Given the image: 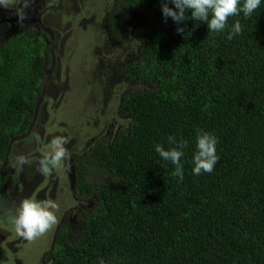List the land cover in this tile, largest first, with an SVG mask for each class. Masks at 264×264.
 <instances>
[{"label": "trees", "instance_id": "trees-1", "mask_svg": "<svg viewBox=\"0 0 264 264\" xmlns=\"http://www.w3.org/2000/svg\"><path fill=\"white\" fill-rule=\"evenodd\" d=\"M117 4L116 14L126 7L143 16L132 29L138 56L123 71L135 92L122 95L117 108L127 125L76 161L73 196L92 206L77 214L75 234L60 225L48 258L264 264V0L251 17H229L217 33L190 12L178 32L160 0ZM236 20L242 32L229 39ZM42 35L27 27L0 41V166L11 138L33 117L45 74ZM197 129L218 141L211 173L192 172ZM170 135L186 143L183 180L155 151L156 144L167 150ZM4 181L0 174V206Z\"/></svg>", "mask_w": 264, "mask_h": 264}, {"label": "rangeland", "instance_id": "rangeland-1", "mask_svg": "<svg viewBox=\"0 0 264 264\" xmlns=\"http://www.w3.org/2000/svg\"><path fill=\"white\" fill-rule=\"evenodd\" d=\"M57 1L42 0L32 8L40 12ZM61 1L64 13L58 15L56 11H48L42 22L52 28L56 37L55 51H58L59 64L55 66V77L59 82L69 81L70 89L66 90L64 84L58 85L54 79H49L33 126L8 153L19 176L6 188L12 203L10 212L13 213L0 216V264H52L48 253L60 225L64 223L69 232L75 234L77 214L92 206L90 201H78L73 196L75 163L99 137L110 142L118 130L124 129L127 121L118 115V103L122 95L135 92L134 85L124 79L123 69L138 56L140 43L132 35V29L143 21V16L126 7L119 8L116 14V0ZM25 2L15 0L14 5L8 8L0 6V16L13 20L18 17V10L25 8ZM23 15L24 22L10 25L9 21L0 18V23H4L0 26L1 42L26 26L38 28L29 18L34 17L33 14L29 15L24 10ZM13 27L16 29L12 31ZM77 35L81 36L78 44ZM91 56H94L96 71L107 67L102 70L103 74L106 71L103 79H92ZM67 60L72 62L68 63L71 70L65 71V66H62ZM76 86L80 89L78 95L74 90ZM56 136L67 139L65 147L70 158L65 160L61 169H52L45 174L40 171L39 161ZM21 157L25 161L23 164L18 160ZM25 198L51 199L60 206L57 212L59 223L50 233L34 242L19 237L12 224L15 208Z\"/></svg>", "mask_w": 264, "mask_h": 264}, {"label": "clouds", "instance_id": "clouds-1", "mask_svg": "<svg viewBox=\"0 0 264 264\" xmlns=\"http://www.w3.org/2000/svg\"><path fill=\"white\" fill-rule=\"evenodd\" d=\"M15 0H0V6L8 8L14 5ZM162 14L167 20L171 18L177 24V31L183 33L184 28L180 25L188 19L187 13L190 12L192 20L206 22L209 33L224 32L228 25V19L232 16H238L241 13L244 18H249L259 8L261 0H160ZM169 4L173 5L170 7ZM27 7V2L24 3ZM20 19L24 18L22 10L17 12ZM17 18V17H16ZM11 23L12 20H7ZM13 22H15L13 20ZM242 32V25L236 20L231 26L228 35L229 39ZM42 88V87H41ZM41 94V91H40ZM217 138L201 129L196 130V152L192 163L194 175L211 173L219 157L216 154ZM68 143L63 136L54 137L47 149L44 151L43 158L39 161L40 171L47 174L52 169H61L66 159L70 158V153L65 145ZM169 147L167 150L162 144L155 145V151L165 160L175 165V175L183 180L184 170L181 164V158L184 155L183 149L186 143L178 142L175 136L168 137ZM19 163L23 164L24 158H18ZM59 203L46 199L43 201L25 198L21 200L15 208L13 215V227L16 234L29 241L34 242L38 238L46 236L59 223L57 212ZM100 264H104L101 259Z\"/></svg>", "mask_w": 264, "mask_h": 264}, {"label": "flooded vegetation", "instance_id": "flooded-vegetation-1", "mask_svg": "<svg viewBox=\"0 0 264 264\" xmlns=\"http://www.w3.org/2000/svg\"><path fill=\"white\" fill-rule=\"evenodd\" d=\"M41 1L42 0H26L28 6L25 7V8H20L19 10H22L23 14H24V10H26L29 15L30 14H33L34 17L30 16L29 18H32V21L37 24L38 28H36V29L37 30H40L43 34L46 35V36L45 35H42V39H43L44 44H45L44 45L45 46V49L43 51V55H44V71H45V73L46 72H49V78L47 80L46 85L48 84L49 79H51V80L54 79V81H55L56 84H58V85H61V84L63 85L64 84L66 86V90H69L70 89V87H69L70 82L69 81H66V82L60 81L59 82V81H57V79L55 77V74H56V72H54L55 71V66L56 65L58 66V64H59V62L57 60V57H56L58 51L57 52L55 51L56 37H55V33L52 30V28L45 26V24L42 22L43 15L45 13H47L48 11H56V12H58V15L64 13L65 10L63 8V1L59 0V2L57 1L55 4L46 6L40 12H35V8H32V7H35L36 5L40 4ZM34 12H35V14H34ZM39 13H40V25H39V23L36 20V18H37V16H38ZM0 18H1L2 21L4 19L11 20V19H8V17L5 16V15L0 16ZM13 20L15 21L14 23H17V22L18 23L19 22L22 23V22L25 21L24 18L23 19H20L19 16L17 18H14ZM26 21H28V20H26ZM2 24H4V23H0V26H2ZM8 24L10 25V23H8ZM27 27L28 28H31L30 26H26L24 28H27ZM44 30H46V31H44ZM79 37H81V36H78L77 35V44L79 42ZM50 41H52V46L51 47L49 46ZM81 45L84 48L83 39H82ZM51 52H53V55H54V60L53 61L51 60ZM68 63L72 64V62H68V60H67V63L63 64V66H62V68H64V66H65V71H68L70 69V65ZM91 65H92V71H91L92 74L91 75L93 77L92 79L94 81L103 79L105 77V75H106V71L103 74L102 70L107 69V67L98 69L96 71V62H95L94 56H91ZM123 71H124V69H123ZM44 76H45V74H44ZM42 84H43V82H42ZM74 90L76 91L75 94L78 95V93L80 92V89L78 88V86H76ZM40 105H39V108H40ZM39 108H38V110H39ZM37 114H38V112H37ZM23 135H24V133L23 134H20L18 136H15V137H20L19 139H23V138H21V136H23ZM17 141H19V140L17 139V140H14L12 142L10 151H11L13 145L15 144V142H17ZM4 158H5V156H4ZM3 161L1 162V165L3 164ZM12 161H13V163H12ZM0 174H1L2 177L5 178V181H4L2 190L4 192V196H5V200H6L5 205H2L1 204V206H0V208H1L0 209V216H3V215L6 216V215H8L10 213L11 214L13 213V212H10L12 203H11L10 197H9L7 191H6V188H7V185H8L9 182H14L15 180H17V178L19 176V171L14 166V160L13 159H10L9 160V157H7V162L4 165V167L1 169ZM4 187H5V189H4Z\"/></svg>", "mask_w": 264, "mask_h": 264}, {"label": "water", "instance_id": "water-1", "mask_svg": "<svg viewBox=\"0 0 264 264\" xmlns=\"http://www.w3.org/2000/svg\"><path fill=\"white\" fill-rule=\"evenodd\" d=\"M36 20H37V22H38L39 25H40V13L38 14ZM11 23H14L13 20L11 21ZM14 29H16V27H15V28L13 27L12 31H13ZM44 31H46V30H44ZM50 35H51V34H50ZM49 46H50V47L52 46V41H50ZM51 60H52V61L54 60L53 52H51ZM48 78H49V72H46V73H45V76H44V79H43V84H42V88H41V94L39 95V97H38V99H37V101H36V104H35V108H34V112H33L32 121H31L30 126L28 127L26 133H25L23 136H21V138L27 136V134L29 133L31 127L33 126V124H34V122H35V119H36V116H37V112H38L39 103H40V101H41V98L43 97V93H44L43 91H44V88L46 87V83H47ZM19 138H20V137H14V138H11V140H10V142H9V145H8V147H7L6 153H5V158H4L3 164H2L1 167H0V171H1V169L4 167V165H5L6 162H7V157H8V153H9V151H10V148H11V144H12V142H13L14 140L19 139ZM4 189H5V187H4Z\"/></svg>", "mask_w": 264, "mask_h": 264}]
</instances>
